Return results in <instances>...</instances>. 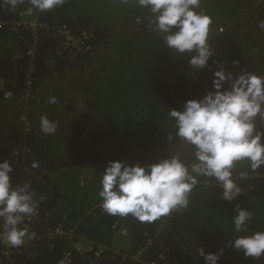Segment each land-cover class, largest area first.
Wrapping results in <instances>:
<instances>
[{
  "label": "trees",
  "instance_id": "trees-1",
  "mask_svg": "<svg viewBox=\"0 0 264 264\" xmlns=\"http://www.w3.org/2000/svg\"><path fill=\"white\" fill-rule=\"evenodd\" d=\"M213 1L216 6H219L216 0ZM223 1L220 2V9L222 10L229 8V6H235L222 5ZM211 4L212 0H201L198 10L207 14ZM29 7L27 0L15 9L7 4H0V19L12 18L20 10ZM232 9L231 14H233ZM39 13L41 19L48 26L63 23L76 33L84 29H91L92 43L95 46L96 54L91 57H80L74 63H67L62 58H56L55 66L49 70L46 66V60L56 57L58 43L49 32H45L39 38L38 49L31 61L34 74H28L29 64L24 57L25 46L23 43L26 32L13 33L7 28H3L0 30V84H2L3 89L13 95L21 90L28 75L40 80L46 76L50 77L56 72H63L66 66L71 71L78 73V70L80 71L85 67V64L91 63L98 55L106 54L107 50L105 51V49L110 44H112V48L120 45L127 48L134 46L136 48H150V56L143 65L137 68V71H132L133 79L131 81L120 82L117 78L98 77L92 87L95 90L94 93H90L89 89L85 91L79 88V93L75 91V96L70 97L59 87H55L46 94L39 89V96L32 102L24 104V107L18 111V113H22V111L27 113L33 126L31 130L24 132L20 122L18 126L15 124L13 129L9 127V123L6 125V129L0 127V162L8 159L16 149H21L25 145L31 150V153L26 157L25 167L33 169L31 165L34 161L41 166L33 170L48 165L50 171L55 165L54 161H60V167L70 166L82 169L90 167L92 164H98L100 160H103L105 157L98 155L102 151L93 143V132H90L92 130L90 127L96 122L91 124L90 120L84 116L77 120L72 114L75 109L76 98L79 95L82 98V104L88 108L90 113H96L98 117L107 119L112 112L114 117L112 116L111 119L120 120V128H117L119 127L118 123H115L117 127L112 128L119 144L113 146L114 150L105 154L115 153L117 147L119 150L128 149L131 157L134 156V160H129L133 164L135 162L141 164L146 161L154 163L157 158L171 155L159 150L161 145L168 141V135L174 133V122L168 118V110H183V104L186 100L200 99L211 89L201 77L192 79L191 76H197V74L189 66V56L181 57L167 49L161 37L152 40L150 31L145 27L146 19H143L142 23H137L138 30L141 32L143 28L144 35L134 32L132 33L133 38L125 43L123 41L118 43L109 41L107 32L117 27L120 22L123 21V24L131 23L136 21L138 16L145 18L150 13L146 9L139 8L135 3L122 4L121 0H65L62 7ZM236 25L237 23L233 22L228 29L234 31ZM229 30L224 29L220 33L214 31L212 36H216L219 40L229 35L228 39L230 43H233ZM245 34L248 35L247 32ZM240 44L241 42H238L234 47ZM254 49L257 51L256 46ZM254 54L257 53L254 52ZM137 63H140L139 59ZM61 74L58 77L59 80L69 78L68 75L63 76L64 73ZM71 76L73 78L75 74ZM35 87L39 88L38 82ZM53 96L57 98L59 103L51 105L49 109H46L44 115L59 118V122L62 124L61 128L57 129L54 135L48 136L54 143L61 145L63 153H52L48 158L49 149L43 144L40 137L42 133L39 128L38 114L35 111L38 112L37 108L46 105L49 98ZM0 98L1 100L4 98L2 91H0ZM3 101V103H18L17 99H4ZM119 103L125 105L118 108ZM131 122L134 128H132ZM1 124L0 117V126ZM10 161L14 168L11 182L12 185H15L22 179L21 162ZM241 171L248 173L244 179L239 178ZM234 176L237 177L236 182L243 191L234 201L229 203L222 200V189L213 185L208 186L209 179L204 178L203 183L198 184L195 188L194 201L191 199L192 195L190 196V204L186 210L173 212L171 215L151 223L140 222L131 215L120 217L106 214L85 218L83 215L88 207L81 204L74 206L73 200L65 195L66 191H63V184L57 185V182L54 181L52 182L53 186H47V176L42 177V181L35 185L33 192L37 195L41 212L49 215L51 223L63 222L62 216H66L67 221L78 224L81 231L96 241H103L105 237L110 240V226L117 222L120 227L129 229L131 248L135 242L151 237L153 242L150 243V255L160 249H166L167 257L172 264H205L203 257L196 251L197 248H203L206 254L216 253L220 249H224L218 264H264V256L258 259L246 258L242 251H237L229 246L233 237L245 234L236 233L232 224L231 219L235 215L234 210L237 204L253 213L252 220L248 223V234L254 231H264V167L256 172L236 168ZM75 187L76 194L85 191L78 183H75ZM68 194H71L70 191ZM40 197H43V200H40ZM97 199L100 201L98 192L89 202ZM212 203L215 209L210 208ZM57 208L62 212L55 214L54 209ZM208 212L212 214L219 212L222 215L221 217L206 216L205 214ZM199 215L203 217V222L199 219ZM163 220L165 222H162ZM222 222L224 227L218 241L207 242L204 230L218 231L219 227L222 228ZM161 225L164 228L158 235L156 232ZM189 232L191 234L187 235L186 233ZM114 244L123 254L132 250H128L121 243L115 242ZM64 247L65 245L59 244L52 252H41L39 261L21 264H59L58 261ZM80 256L81 254L78 252L74 255L73 262L75 264L82 263ZM128 261L130 260L128 259ZM100 264H115V261L104 260Z\"/></svg>",
  "mask_w": 264,
  "mask_h": 264
},
{
  "label": "clouds",
  "instance_id": "clouds-1",
  "mask_svg": "<svg viewBox=\"0 0 264 264\" xmlns=\"http://www.w3.org/2000/svg\"><path fill=\"white\" fill-rule=\"evenodd\" d=\"M27 2L30 5L27 12L32 14L33 11H53L62 7L65 0ZM23 3L25 0H0V4H7L12 9ZM121 3H135L139 8L146 9L150 15L145 18L138 16L136 22L139 24L146 19V29L159 35L165 47L178 56H189L188 63L192 69L209 66V60L215 53L210 43L213 20L204 11L198 10L201 0H121ZM230 25H221L217 33L228 30ZM258 27L264 30V21ZM232 64L237 66L239 61L234 60ZM261 74L264 71L253 73L242 70L234 74L226 72L223 66L214 71L211 91L200 99L186 100L183 110L169 109L167 113L168 118L174 122V135L169 134L167 140L178 139L184 145L191 146L193 161L186 163L179 152L157 158L154 163L146 161L133 164L130 161V165L126 161L109 160L99 182L101 209L112 216L131 215L140 222L151 223L173 212L186 210L201 177L208 178V184L222 189L221 199L224 201L230 203L240 196L243 191L234 176L237 165L246 162L250 169L245 170L252 172L264 167V126L257 123V120L264 122V76ZM40 81L37 79V97L39 89L44 92ZM225 83L229 85L227 88L224 87ZM5 92L8 91L4 89ZM18 103H22L23 107L28 104L22 101ZM47 103L58 104L59 101L53 96ZM22 115L28 119V129L21 122ZM17 121L22 124L24 132L33 128L24 111L18 113ZM58 127V121L41 115V133L54 135ZM31 167L36 169L41 166L34 161ZM42 168L48 170L49 167ZM70 170V166L48 170L54 176L48 177L47 182L53 186L52 182L56 181L58 175H62V171L66 174ZM13 172L11 161L6 159L0 162V243L20 248L26 241L34 240L37 236L27 225H21H24L26 218L37 214L39 201L34 199V192L28 183L13 187ZM247 174L241 171L239 178L244 179ZM84 183L85 180H82L80 185ZM234 211L235 215L231 219L234 230L245 234L233 237L229 246L242 251L246 258H261L264 256V231L248 234V223L253 213L239 204ZM196 251L203 257L205 264H218L224 253V249L207 254L203 248H197Z\"/></svg>",
  "mask_w": 264,
  "mask_h": 264
},
{
  "label": "rangeland",
  "instance_id": "rangeland-1",
  "mask_svg": "<svg viewBox=\"0 0 264 264\" xmlns=\"http://www.w3.org/2000/svg\"><path fill=\"white\" fill-rule=\"evenodd\" d=\"M260 0H224L222 5H235V6H229V8H224L223 10L220 9V2L221 0H216L219 6H216L214 1L212 0L211 7L208 9V15L212 17L213 23L210 26V43L212 44V47L215 50V53L213 57L209 60V66L204 69L194 70V73L197 74V76H191L192 79H196L197 77H201L202 80L208 85V87L212 90V80H213V73L216 70H219L220 66H223L226 72H232L234 74H239L242 70H240V67L233 66L232 61L234 60H241L244 58L252 59L255 58L256 60H264V45H254V43L249 44H240L239 46H235L234 43H230L228 36L224 37L222 39L217 40L216 36H212V33L214 31L217 33L218 28H220L221 25L225 24H231L233 21L237 20L239 16H235L234 14H231L230 11L232 9V12L236 11L238 7L241 9L250 8L253 6L260 5L258 2ZM230 13V14H228ZM118 19V18H116ZM120 19V18H119ZM227 22V23H226ZM229 30V29H228ZM231 31V30H229ZM139 33L140 35H144L143 28L140 32L138 30V24L136 21L123 24V21L118 24L117 27H114L112 30L108 31L109 35V41L111 43H118L120 41H123V43L128 42V40H131L133 38L132 33ZM264 32V30H263ZM150 34L152 36V40H156L157 37L160 38L159 35L153 33L150 31ZM234 38L237 40V32L231 34ZM257 47V51H255L254 47ZM150 48H136L131 47L127 48L126 46L123 47L122 45L112 48V44L108 46L106 54L102 53L98 55L91 63L85 64L80 71L78 70V73L71 71V69L66 66L67 68H64L63 72H56L49 78V83L46 85V87H49L50 83H52V88L59 87V89H62L65 93H68L70 97L75 96L76 92L79 93V88L82 90L88 91L90 93H94L95 90L92 88L93 84L96 82L98 77H103L107 79L108 77L117 78L122 81H128L133 79L132 71H137V68L140 67L145 63V61L150 56ZM149 51V52H148ZM256 52L257 54H254ZM252 55V56H251ZM237 56V59H236ZM138 59L140 60V63H137ZM213 61H217V63H213ZM249 68H252L250 72L257 73L259 71H264V61H260L257 66H250ZM146 70V69H145ZM143 70V71H145ZM141 71V72H143ZM198 71H200V74H198ZM61 73H64L63 76H69L67 80H59V76L62 75ZM72 74H75V76L72 78ZM229 85L228 83H225L224 87L227 88ZM42 89L44 87L42 86ZM0 91L4 93V89L2 84H0ZM73 92V93H71ZM73 95V96H72ZM92 96V95H91ZM4 98L0 102L2 103L0 105V117L2 120V124L0 127L6 129V125L9 123V127L13 129L14 125L16 124L18 126L17 121V115L18 111L22 109L23 104L22 103H3ZM77 101V108L74 109L73 115L75 116V119L79 120L81 116H84L85 118L90 120L92 125L90 128V132H93V143H95L102 152L98 155H103V160H100L98 164L91 165L90 167L86 168H76V172L70 170L65 174V171H62V175H58L56 177L57 185L63 184V191H66L65 195L69 197L70 199L76 200L79 203H88L90 199L94 196L95 193L99 191L100 188V179L102 176V173L107 166V162L109 160L112 161H126L128 164L131 165L129 160H134V156L131 157V153L128 149L119 150L117 147L115 153H109L105 154L106 152H111L114 150V147L119 144L118 140L116 139V133L112 132L113 127H117L115 123L119 124L118 129L120 128V120H112L111 117H114V114L110 112V115L108 118L98 117L97 114H92L89 112L88 108L85 107L82 104V98L80 95L76 98ZM53 104L47 103L46 105L39 106L38 112L35 111L36 114H38V123L40 121L41 115H44L46 112V109H49V107ZM125 104L119 103L118 108H121ZM50 120L58 121L59 118H52L51 115H47ZM8 122L6 123V121ZM132 128H134V125L132 122L130 123ZM264 126V122L258 123ZM174 125V124H173ZM62 124L59 122L60 129ZM174 135V133H173ZM40 137L43 140V144L48 147V158L52 153L55 154H61L63 153L62 147L59 143H54L48 135H40ZM113 144V145H112ZM114 146V147H113ZM104 149V150H102ZM161 152H168L170 154H175L179 152L182 156V158L185 160L186 163H191L193 161V149L191 146L184 145L180 140L174 139L172 141H167L164 143V145H161V149H159ZM105 154V155H104ZM169 155V154H168ZM60 157V156H59ZM98 161V159H95V161ZM55 165L52 168L61 169L63 167H60L61 162L60 161H54ZM237 168L242 169H250L248 164L246 162H240ZM46 167H49L46 165ZM200 183H203V177L199 178ZM75 180L78 181L79 185L82 180H85V183L83 185H80L85 189L82 193L76 194V187L74 186ZM208 180V179H207ZM208 185H212L209 183ZM196 189L193 190L191 199H195L196 195ZM68 191H70L71 194H68ZM211 203V202H209ZM208 203V204H209ZM207 204V205H208ZM213 203L211 205V209H215L213 207ZM203 206V205H202ZM204 207V206H203ZM206 216L215 215L216 217H221V213H206ZM199 219L201 222L204 221L203 217L199 215ZM222 228L219 227L218 231H209V229H205L206 232V241L210 242L212 240L218 241L220 237V233L223 231L224 223L221 224ZM199 233V232H198ZM213 235H212V234ZM187 235L191 234L186 233ZM116 243H121L124 247L126 246V239L121 238L113 239ZM113 242V243H115ZM222 258V256L220 257Z\"/></svg>",
  "mask_w": 264,
  "mask_h": 264
},
{
  "label": "built area",
  "instance_id": "built-area-1",
  "mask_svg": "<svg viewBox=\"0 0 264 264\" xmlns=\"http://www.w3.org/2000/svg\"><path fill=\"white\" fill-rule=\"evenodd\" d=\"M27 9L20 10L12 18L0 19V30L7 28L13 33L26 32L23 43L25 46L24 57L28 60L29 64L28 74H34L31 61L38 49L39 38L45 32H49L58 43L56 57L46 60V66L49 70L55 66L56 58H62L67 63H74L80 57H91L96 54L95 46L92 43L93 35L91 29H84L76 33L63 23L48 26L41 19L38 11L28 14ZM260 76H264V74ZM36 82V77L28 75L25 84L16 95L8 91L4 93V98L6 100L17 99L23 103H28L38 95V89L35 87ZM7 93H11V95H7ZM20 119L24 126L27 127L26 129H28L29 123L26 115H22ZM29 153L30 149L25 146L21 149H16L9 156L8 160H13L14 163L21 162L22 179L13 185V187L28 183L30 190L33 191L35 185L42 181L43 176L51 178L54 175L46 168L33 170L25 167L24 160ZM46 185L51 186L48 182H46ZM34 199L37 200L36 193H34ZM100 203L101 200L96 201L83 217L106 215L107 213L101 209ZM62 218L64 219L63 222L51 223L49 215L47 213L43 214L40 208H38L37 214L26 218L24 225H21V227L27 225L31 231H34L37 234L36 238L26 241L20 248H12L4 243H0V264L37 262L40 260L41 252H52L59 244L65 245L58 261L59 264H75L73 258L77 252L81 254V264H100L104 260H113L115 264H172L167 257L166 249H160L153 255H150V243L153 242V238L151 237H147L140 242H135L133 248H131V233L129 229L127 227H120L117 222L110 226V240H107L108 238L105 237L103 241H96L81 231L78 224L70 223L67 221V217ZM162 222L165 221L163 220ZM163 228L161 225L156 233L159 235ZM121 238L126 239L128 250L132 249L127 254H123L117 245L113 243L115 242L113 239L120 240Z\"/></svg>",
  "mask_w": 264,
  "mask_h": 264
},
{
  "label": "crops",
  "instance_id": "crops-1",
  "mask_svg": "<svg viewBox=\"0 0 264 264\" xmlns=\"http://www.w3.org/2000/svg\"><path fill=\"white\" fill-rule=\"evenodd\" d=\"M260 5L258 6H253L250 8H246V9H241L240 7H238V9L236 11L233 12V14L236 16H239L238 19L235 21V23H237V25L235 26L236 29H234V31H231V34L237 32V40L236 38H234L231 35V39L232 42L236 45L238 42H241V44H249V43H254V45H259V44H263L264 45V32L262 29H260L258 27L259 23L261 21H264V0H260L258 2ZM245 32L248 33L245 34ZM252 56V55H251ZM237 59V56H236ZM260 61H264V60H256L255 58L252 59H248L244 58L239 60V64L237 65L240 67V70H247V71H251L252 68H249L250 66H257L259 64ZM261 72V71H259ZM49 77H43L41 78V86L44 87V93L46 94L47 92H50L53 88H52V83H50L49 87H46V85H48L49 83ZM257 123H260L259 120H257ZM76 168L77 167H72V171L76 172ZM75 183H78V181L76 180L74 182V186ZM79 184V183H78ZM63 187V186H62ZM98 200V199H97ZM96 200V201H97ZM74 206L75 205H85L88 208L91 207L92 204H94L96 201H91L89 202V204H83V203H79L76 200H74ZM62 211H59V208L54 209V213L58 214L61 213ZM75 212V211H74ZM58 216V215H57ZM63 217V216H62ZM66 217V216H64Z\"/></svg>",
  "mask_w": 264,
  "mask_h": 264
}]
</instances>
